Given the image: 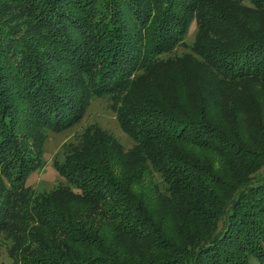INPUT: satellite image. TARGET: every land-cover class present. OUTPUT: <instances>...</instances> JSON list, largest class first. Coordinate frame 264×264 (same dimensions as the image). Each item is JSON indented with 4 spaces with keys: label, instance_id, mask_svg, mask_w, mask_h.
<instances>
[{
    "label": "trees",
    "instance_id": "1",
    "mask_svg": "<svg viewBox=\"0 0 264 264\" xmlns=\"http://www.w3.org/2000/svg\"><path fill=\"white\" fill-rule=\"evenodd\" d=\"M66 3L0 0V232L25 224L13 263L264 264V0ZM45 37L70 78L46 69ZM67 87L120 101L133 145L95 131L53 164L72 189L25 201L41 160L17 146L14 115L65 126L85 105Z\"/></svg>",
    "mask_w": 264,
    "mask_h": 264
},
{
    "label": "rangeland",
    "instance_id": "2",
    "mask_svg": "<svg viewBox=\"0 0 264 264\" xmlns=\"http://www.w3.org/2000/svg\"><path fill=\"white\" fill-rule=\"evenodd\" d=\"M66 4L68 6H73L71 5L70 0H67ZM129 21L128 26L131 25ZM77 22L78 20L70 23L72 26L69 25L67 36L73 35L76 32L73 26H75ZM45 30L44 27L43 31ZM194 30L195 23H192L185 39L187 45H190L194 40ZM53 38L56 39L55 33ZM57 46V43H54V41L52 42L51 38L49 40V38L46 39L45 37L44 41L39 42L37 46L39 52H41V54H46L41 60L44 62L46 69H51L52 74L57 76L58 79L64 77L70 78L73 71L71 70V67L63 61V56H61V59L59 60L55 58L52 62L55 53L60 54L61 52L56 48ZM86 53L88 54V52ZM186 54H188V50L184 47L178 46L167 53L163 59L180 58ZM64 92L66 94L73 92V95L76 96V98L82 97L81 100L83 101V104L85 102L82 110L79 113H73L76 115L68 122V124H65V126L57 127L56 129L48 127L47 129H44L40 124L35 123L32 118L27 121V119H29L28 116H21V114H19V112L27 114V110H19L17 115H14L13 127H15V133L13 139L17 142V146L22 147L26 154L30 153V155H39L41 160L38 169L34 170L31 175L27 176L24 182L21 181V183H23L22 187L24 188V191L20 197L24 198L25 201L29 200L32 203L37 202L45 195H50L57 190L72 189L71 184L56 172L53 164L62 163L64 159H68L74 152L79 151L83 145L84 138L93 135L95 131L106 133L114 142L119 144L125 150L130 149L133 145V142L117 122L115 107L120 101L115 104L109 96L98 97L94 95L88 98L85 92H80L76 87H73L72 90L67 87ZM10 93L12 94L9 89V91L6 92L7 98ZM18 97L19 94H16V98L14 99L15 103H18L16 100ZM44 106L45 105H43V107L38 105V108H42L44 113H46L48 110L46 106ZM59 115L61 117L62 114L56 112L55 117L53 118L56 119ZM28 124H31V126L29 127ZM38 131L40 132L39 134ZM259 173L260 176H264V168ZM2 187L3 189L6 188L7 191L10 189L6 180L0 177V190ZM14 224L15 223L0 232V264H14L12 253L17 244L16 241L18 238L19 240L21 239V233L15 232L21 230L23 225H25L24 223Z\"/></svg>",
    "mask_w": 264,
    "mask_h": 264
}]
</instances>
